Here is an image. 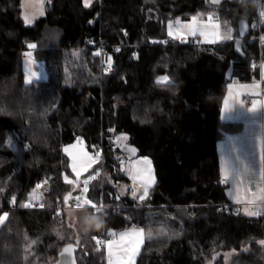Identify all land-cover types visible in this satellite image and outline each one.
Masks as SVG:
<instances>
[{
  "label": "trees",
  "instance_id": "obj_1",
  "mask_svg": "<svg viewBox=\"0 0 264 264\" xmlns=\"http://www.w3.org/2000/svg\"><path fill=\"white\" fill-rule=\"evenodd\" d=\"M210 7L220 24L234 27L231 39L169 36L170 21ZM258 8V0H46L28 25L23 0H0V216L7 213L0 264H60L76 239V264H107L100 237L129 227L145 232L136 264H264V206L254 216L220 210L231 200L219 146L243 127L221 117L228 72L243 81L261 77L254 62L264 45L250 39L257 30L244 40L245 56L234 49L239 20L251 24ZM89 39L120 45L110 71H102ZM31 41L53 67L47 80L26 83L22 57ZM121 134L153 162L155 183L144 200L118 189L131 181ZM78 139L99 157L94 168L103 176L89 181L88 196L112 205L109 215L85 207L79 220L25 207L37 185L48 205L65 200V146Z\"/></svg>",
  "mask_w": 264,
  "mask_h": 264
},
{
  "label": "rangeland",
  "instance_id": "obj_2",
  "mask_svg": "<svg viewBox=\"0 0 264 264\" xmlns=\"http://www.w3.org/2000/svg\"><path fill=\"white\" fill-rule=\"evenodd\" d=\"M45 1L46 0H42V2L41 0H23V18L25 20V17H28L31 20L30 23L25 22L26 24L28 25L33 24L37 18L43 15ZM259 5L260 4L258 2V7ZM204 13L207 14L208 17L211 15L213 17L212 21L215 20L214 19V14H215L214 8L210 7L208 8L207 12H199L195 16H198L200 20H203ZM258 14H259V10H258ZM177 21L179 22V24H177ZM177 21L176 20L170 21L169 23V25L170 24L172 25V31H173V35H169L171 37H177L175 33V29L178 27L182 29V36H184L183 32L185 31V28L181 26V23H183L184 25H188V22L186 20H177ZM169 25L167 29L168 34L170 31ZM220 25L221 26H220V31H219V38H223L224 40H227L228 39L227 37L229 35H231V38H232L233 36L232 34L235 30L234 27L228 22L224 25L222 24ZM196 27L198 30L202 29L206 33L205 35H201L202 36L201 39L203 41L208 40L207 34L210 33L209 28L203 25H197ZM229 29H231L230 33H229ZM182 36H180L179 38H182ZM189 36H192V35H189ZM210 38H213V37H210ZM210 40H213V39H210ZM214 40H218V39H214ZM30 44L36 45L34 41L29 42V45ZM35 51H36V47L35 48L28 47V49L24 51V54L22 57V68L24 72V80L26 83H32L34 81H44V80H47L49 77L48 64L46 63L44 59L37 58ZM163 76H166V75H159L158 79L162 81L161 77ZM125 137H127L126 134L119 135L117 137L118 142L120 141V144L124 143L123 139ZM80 141L81 140L78 139L74 143H71L65 146V151L67 152L71 160V172H66L65 177H67V181H72V183H70L71 184L70 192H73L77 196H80L82 198L81 203L77 205V207H75L74 209L68 212V217L69 219L78 217L79 220L81 219L80 217L82 216L84 217V213L81 209L85 207H92L88 203L89 200L92 201V204H94L95 206L97 204L93 199H91L88 196V192L87 193L82 192L84 181L88 180V188H89L90 180L88 178L94 175L96 176V174L102 170L101 168H96V171H95L94 167L98 163L99 157L95 151L90 150L88 147L85 146L84 143ZM88 158H91V162H89ZM145 161H148V163L150 161L149 167L147 165V162L145 163ZM151 161L152 160L150 157L144 156V155H139L134 158L124 157L123 168L125 169L126 173L131 178V181L120 184L118 186L119 191L122 193H126L129 191L130 194L132 195V191L136 190L137 191L136 198H139V196L142 195L143 193L144 185L150 184V186L148 187V191H149V189L152 186V178H154L155 180L154 167ZM142 172L144 173V176L146 174H149V176H145L146 179L144 181H140L139 179L140 177L141 178L143 177ZM77 173H79V175H77ZM133 176H135V179H133ZM37 193L42 196L43 189L41 187L37 188ZM69 193L66 195V197L69 196ZM247 210L258 213V211L254 208H251V209L248 208ZM4 214L0 216V219L4 220L5 218ZM140 229H143V228L129 227V228H125L120 231H115V230L112 231L113 238L108 239V242L109 241L112 242L111 248H109L108 244L106 245L107 264H136L137 258L140 254V250L145 240L144 230H143L142 237L137 234H134V233H138ZM122 233H129L130 235L126 237L124 240H121L120 237ZM231 253L232 251L227 252V256H226L227 260L229 259Z\"/></svg>",
  "mask_w": 264,
  "mask_h": 264
},
{
  "label": "crops",
  "instance_id": "obj_3",
  "mask_svg": "<svg viewBox=\"0 0 264 264\" xmlns=\"http://www.w3.org/2000/svg\"><path fill=\"white\" fill-rule=\"evenodd\" d=\"M194 17L196 18L195 23H193ZM214 19V21L210 22L208 16H204L203 20H200L198 16H193L192 19L186 21L188 25L196 29L197 25H203L209 28L210 33L207 34L208 40L205 41L201 39L202 36L199 30L197 31L195 36L200 41L218 42L224 39L217 38V30L214 25L219 24V21L216 16ZM181 26L183 27L185 25L181 23ZM183 35L182 37H190L187 29H185ZM195 36L192 35V37ZM261 71L262 73L264 72V58ZM228 77L229 82L223 99L221 117L225 121H241L243 127L239 131L228 134L220 143L222 176L224 180L225 174H228L229 186L226 188V192L231 201L240 203L244 213L245 209L248 208H254L258 211V209L264 206V75L261 74V77L254 78L250 81H243L232 77V70H230ZM254 105L255 110H253ZM80 140V142L85 144L84 140ZM233 144L242 148V152L238 154L241 155L244 163L240 167L242 170L247 169V171H243V174L238 180L232 178L231 164L234 163V160L233 153L230 149ZM85 146L87 147L86 144ZM146 162L149 167L150 163L148 161ZM142 174L143 177L139 178L140 181H144L146 179L145 176H149V174L144 176L143 172ZM154 183L152 182V186ZM35 195L40 194L36 192ZM107 244L108 240L106 242Z\"/></svg>",
  "mask_w": 264,
  "mask_h": 264
},
{
  "label": "built area",
  "instance_id": "obj_4",
  "mask_svg": "<svg viewBox=\"0 0 264 264\" xmlns=\"http://www.w3.org/2000/svg\"><path fill=\"white\" fill-rule=\"evenodd\" d=\"M258 2L260 4L259 5V14L257 17L252 19L251 24H250V26L253 27L254 30H257V32H256L255 36H253L250 39L252 40L254 38H257L259 40V44L261 45L262 51H263V45H264V36H263L264 3L263 2H264V0H258ZM165 41L168 42L169 39H166ZM89 43H93L94 46L97 48L98 53L100 55L102 71L106 72L105 69H107L109 63H111L110 57L119 51L120 45L119 44H109V43L104 42L103 40L97 41L95 43L92 39H89ZM262 61H263V54L261 52L260 57L255 60L254 64L257 65L258 67H260V69H261ZM52 67H53V65L49 66V68H52ZM111 67H112V63H111ZM261 74L264 75V72L262 73V71H261ZM96 148H97V151L102 153V151H103L102 143H99ZM102 176H103V170L98 172L97 177L101 178ZM224 184L226 187H228L229 181L227 183L224 181ZM70 193H71V195L68 196L67 201L58 199L53 205H48L46 203L45 199L41 195H35V196L29 198L24 203V206L25 205H31V206H27V208H29V209H39V210L49 209L52 217L60 216L63 214V212L70 211V210L74 209L75 207H77V205H78L77 201L75 200V197L77 195L73 192H70ZM7 200L11 205L16 203V198L14 195H10L9 197H7ZM40 205H43V207H41ZM111 207H112V205H108L106 202H102V203L97 204L95 206L96 210L99 209V210H97V212H100L103 217H107L109 215V209ZM220 210L221 211H227L228 213H236V214L243 212L241 209L240 203L233 202V201H231L230 203H227L226 205H223L220 208ZM260 211L263 212V209H261ZM107 239H108V235H103L100 237L101 246H104L106 244L105 241H107Z\"/></svg>",
  "mask_w": 264,
  "mask_h": 264
},
{
  "label": "snow or ice",
  "instance_id": "obj_5",
  "mask_svg": "<svg viewBox=\"0 0 264 264\" xmlns=\"http://www.w3.org/2000/svg\"><path fill=\"white\" fill-rule=\"evenodd\" d=\"M41 2H42V0H41ZM84 2H85V6H88V5L91 3V0H84ZM213 3H219V0H213ZM41 14H42V13H41ZM212 19H213V17L210 15V16L208 17V20L211 22ZM195 21H196V18L194 17V18H193V23H195ZM25 22H26V23H30L31 20H30L28 17H25ZM177 24H179L178 21H177ZM214 27H215V29L217 30V31H216L217 38H219V27H220V25L217 23V24L214 25ZM183 28L187 29L188 32H189V34H190V35H193V36H195V35L197 34V31H198V29H196V28H194V27H192V26H190V25H185V26H183ZM169 29H170V31H169V35H173L172 25H171V24L169 25ZM199 32H200V35H205V34H206L202 29L199 30ZM230 32H231V29H229V33H230ZM175 33H176V36H177V37L182 36V29L179 28V27L176 28V29H175ZM240 35H243V32H241ZM227 38H228V39H231V35H229ZM28 47H29V48H35L36 45H35V44H30V45H28ZM110 70H111V63H109V65H108L107 69H105V71H110ZM161 79L164 80V81H168L169 77H168V76H163V77H161ZM253 110H255V105L253 106ZM125 139H126V137H125ZM222 147H223V146H222ZM230 150H231V152L233 153V160H234V163L231 164V167H232V178H233L234 180H238V179L240 178V176L243 174V171H247V169L242 170L241 167H240V165H243V163H244V161L241 159V155L238 154V153H241V152H242V148H240L239 146L233 144ZM88 159H89V162H91V158H88ZM145 159H146V158H145ZM149 163H150V162H149ZM249 167H250V166H249ZM74 170H75V169H74ZM77 175H79V173H77ZM96 175H98V173H97ZM249 175H250V172H249ZM88 179H89V180H91V179H95V175L89 177ZM133 179H135V176H133ZM65 180H67V177H65ZM224 180H225L226 183L228 182V174H227V173L225 174ZM67 182H68V183H72V181H67ZM152 182L154 183V178H152ZM45 183H47V181H45ZM77 186H78V185H77ZM149 186H150V184H146V185H144L143 193H142V195L139 196V199H140V200H144L145 197H147V195H148V187H149ZM39 187H40V185H37V188H39ZM88 191H89V188H88V180H85V181H84V186H83L82 192L87 193ZM34 193H35V190H34ZM70 195H71V193H69V196H70ZM136 195H137V191H136V190H133V191H132V196H133V197H136ZM34 198H35V197H34ZM117 198H118V197H117ZM67 199H68V197H65V201H67ZM75 200H76L77 203L79 204L80 196H76V197H75ZM88 203H89L93 208H95V205L92 204V201L89 200ZM25 206L27 207V206H31V205H25ZM40 206L43 207V205H40ZM97 210H99V209H97ZM245 212H246L248 215H250V216L258 215V213L248 211L247 209H245ZM4 216L6 217V216H7V213H5ZM0 223H2V219H0ZM108 234H109V235H113V233H108ZM134 234H137V235H139V236L142 237V236H143V229H140L138 233H134ZM129 235H130L129 233H122L120 238H121V240H124V239H125L126 237H128ZM150 236H151V233H149V237H150ZM93 239H96V238L93 237ZM98 242H99V241H98ZM32 243H35V241H32ZM77 243H79V241H77ZM259 243L264 244V241H260ZM111 244H112V242L109 241V242H108V246H109V248H111ZM71 249H72V245H69L68 247H66V248L64 249V253H70V252H71ZM133 251H135V250H133ZM62 255H63V253H62ZM73 264H74V261H73Z\"/></svg>",
  "mask_w": 264,
  "mask_h": 264
},
{
  "label": "water",
  "instance_id": "obj_6",
  "mask_svg": "<svg viewBox=\"0 0 264 264\" xmlns=\"http://www.w3.org/2000/svg\"><path fill=\"white\" fill-rule=\"evenodd\" d=\"M210 1L213 3V0H210ZM223 1L224 0H219V3H216V4H220ZM238 25H239V35L235 39L234 49H235V52L238 53L239 55L245 56L244 40L251 32V26H250V23L246 19H240ZM241 32H243V35H240ZM120 148L127 155L128 158H134L141 154L139 147L130 142L122 143L120 145ZM80 203H81V199L79 201V204ZM77 241H79V239H76L75 243L69 244V245H72L71 252L64 253L63 255H61V257L63 258V261L60 264H73V261H74V264H76L75 251H76ZM69 245L65 246L64 249L68 247Z\"/></svg>",
  "mask_w": 264,
  "mask_h": 264
},
{
  "label": "bare ground",
  "instance_id": "obj_7",
  "mask_svg": "<svg viewBox=\"0 0 264 264\" xmlns=\"http://www.w3.org/2000/svg\"><path fill=\"white\" fill-rule=\"evenodd\" d=\"M101 244V243H100ZM100 246V245H99Z\"/></svg>",
  "mask_w": 264,
  "mask_h": 264
}]
</instances>
